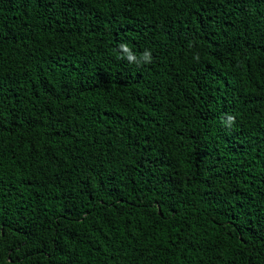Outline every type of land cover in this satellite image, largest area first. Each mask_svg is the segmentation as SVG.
<instances>
[{
  "label": "trees",
  "instance_id": "16d2710c",
  "mask_svg": "<svg viewBox=\"0 0 264 264\" xmlns=\"http://www.w3.org/2000/svg\"><path fill=\"white\" fill-rule=\"evenodd\" d=\"M0 264H264V0H0Z\"/></svg>",
  "mask_w": 264,
  "mask_h": 264
},
{
  "label": "clouds",
  "instance_id": "9594fccd",
  "mask_svg": "<svg viewBox=\"0 0 264 264\" xmlns=\"http://www.w3.org/2000/svg\"><path fill=\"white\" fill-rule=\"evenodd\" d=\"M118 50L120 53V58L126 59L129 64H135L139 66L141 64H150L152 62V53L148 49H145L142 53L137 55L127 43H120L118 45ZM235 120V116L227 114L223 123L226 125V127L231 128L235 123Z\"/></svg>",
  "mask_w": 264,
  "mask_h": 264
}]
</instances>
